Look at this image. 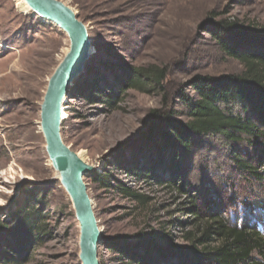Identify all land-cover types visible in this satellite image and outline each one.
Here are the masks:
<instances>
[{"label":"rangeland","instance_id":"1","mask_svg":"<svg viewBox=\"0 0 264 264\" xmlns=\"http://www.w3.org/2000/svg\"><path fill=\"white\" fill-rule=\"evenodd\" d=\"M60 1L85 24L90 39L89 58L74 80L77 84L92 78L101 89L115 87L107 68L119 64L118 59L167 72L163 92L147 95L129 90L113 107L85 101L75 92L66 96L61 112L63 142L94 172L109 175L112 185L124 184L146 199L142 204L85 179L101 238L127 237L133 245L142 239L170 255L165 241L172 248L186 247L185 235L199 236L204 227L193 224L183 211L197 199L199 210L208 209L229 225L255 230L264 239V180L238 170L220 137L203 139L191 156L180 159L177 180L171 176L160 140L144 146L138 138L151 111L188 121L178 97H193L189 85L194 78L243 72L237 61L220 51L206 27L226 21L260 29L264 0ZM68 49V38L59 28L34 16L20 0H0V221H8L25 203H35V197L46 201L52 221L51 238L35 248L28 264H81L79 227L39 128L48 80ZM128 141L133 142L116 151ZM235 148L242 159L252 154L245 144ZM120 165H134L135 172L126 173ZM257 167L264 179V167ZM146 172L155 181L132 175ZM181 179L185 193L175 188ZM97 255L101 264H135L107 247L98 248ZM170 256L158 264H175V256ZM253 259L264 264L256 253Z\"/></svg>","mask_w":264,"mask_h":264},{"label":"trees","instance_id":"2","mask_svg":"<svg viewBox=\"0 0 264 264\" xmlns=\"http://www.w3.org/2000/svg\"><path fill=\"white\" fill-rule=\"evenodd\" d=\"M206 30L220 51L237 61L243 72L218 78H194L189 85L193 97L184 94L178 97L187 111L188 121L151 111L138 138L144 146L155 138L160 140L168 154L171 176L177 180L181 178L179 160L191 156L203 139L220 137L229 146L236 168L249 177L263 181L257 166L264 167V27L254 29L222 21L210 22ZM116 61L119 64L107 68L115 87L101 89L97 79L92 78H84L78 86L77 79L66 96L75 92L85 101L113 107L119 96L129 90L147 95L163 92L166 69L134 67L125 64L122 59ZM132 142L119 144L116 151H122L121 148ZM236 144H245L251 150V156L242 159ZM120 166V170L126 173L135 172L134 165L130 168ZM132 175L144 181H155L147 172ZM88 179L104 188L116 189L142 204L146 200L124 184L114 181L112 185L109 175L93 172ZM184 187L186 183L181 179L180 185L175 188L185 193ZM34 199L35 203H25L11 213L8 221H0V264H28L35 248L51 238L49 206L46 201L37 197ZM196 200H191L183 211L190 215L193 224H204L200 235L187 233L186 247L172 248L170 242L165 241L167 251L175 256V264H261L253 259L256 253L264 260V239L257 231L244 226H231L220 215L208 212V209L199 210ZM127 241V237H115L112 241L102 239L98 248H110L135 264H158V260L163 263L171 257L165 251L156 250V244L146 240L141 239L134 245Z\"/></svg>","mask_w":264,"mask_h":264},{"label":"water","instance_id":"3","mask_svg":"<svg viewBox=\"0 0 264 264\" xmlns=\"http://www.w3.org/2000/svg\"><path fill=\"white\" fill-rule=\"evenodd\" d=\"M40 20L59 28L68 38L69 49L48 80L40 105L39 128L45 152L60 186L67 194L79 227V260L81 264H99L97 249L101 243L93 204L88 195L87 179L94 167L85 163L61 137V109L66 93L83 71L91 48L87 27L74 11L60 0H20Z\"/></svg>","mask_w":264,"mask_h":264},{"label":"bare ground","instance_id":"4","mask_svg":"<svg viewBox=\"0 0 264 264\" xmlns=\"http://www.w3.org/2000/svg\"><path fill=\"white\" fill-rule=\"evenodd\" d=\"M22 3V2H21ZM23 5H25L24 3H22ZM26 6V5H25ZM27 7V6H26ZM27 9H28V7H27ZM29 10V9H28ZM68 51V50H67ZM62 109H63V107H62ZM61 109V110H62ZM62 112V111H61ZM61 119H62V116H61ZM79 156V155H78ZM11 170V169H10ZM12 171V170H11Z\"/></svg>","mask_w":264,"mask_h":264},{"label":"snow or ice","instance_id":"5","mask_svg":"<svg viewBox=\"0 0 264 264\" xmlns=\"http://www.w3.org/2000/svg\"><path fill=\"white\" fill-rule=\"evenodd\" d=\"M0 203H3V201H0Z\"/></svg>","mask_w":264,"mask_h":264}]
</instances>
